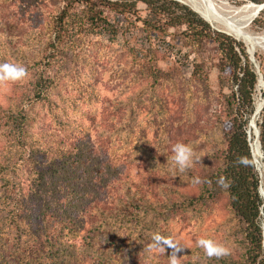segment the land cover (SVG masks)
Wrapping results in <instances>:
<instances>
[{"label":"rangeland","instance_id":"1","mask_svg":"<svg viewBox=\"0 0 264 264\" xmlns=\"http://www.w3.org/2000/svg\"><path fill=\"white\" fill-rule=\"evenodd\" d=\"M177 1L193 8L189 0ZM220 1L214 2L216 7H222ZM255 1L259 3L224 2L226 9L264 5V0ZM64 5L63 0H0V63L27 70L20 80L0 82V105L7 108L21 101L32 107L36 123L29 140L43 137L69 148L87 147L95 164H117L121 174L111 175L117 182L114 189H101V208L108 215L128 206L131 216L120 235L100 237L104 264H169L173 243L183 248L177 252L179 264H249L243 228L228 206L227 194L209 196L211 176L223 166L230 125V70L221 71L224 64L216 44L195 46L185 29L149 36L140 22L107 11L120 28L111 42L81 25V7L72 11L77 16L60 20ZM138 7L145 18L146 6ZM212 26L233 36L222 24ZM244 29L252 36L263 35L264 9ZM233 37L254 51L263 76V88L258 86L255 94V104L259 97L263 103L258 126L264 115V43L250 47ZM197 67L203 71L201 81L193 76ZM154 72L161 78L156 80ZM40 74L52 82L48 100L33 99ZM178 142L190 144L201 160L184 172L172 160ZM129 161V167L123 166ZM255 164L264 190V157ZM37 171L35 163L12 158L0 138L3 264H63L60 255L46 248L49 244L28 249L23 245V223H33L40 206L24 210L20 199ZM126 183L134 187L136 200L124 206ZM156 234L164 238L159 247ZM200 238L224 245L229 253L209 257L197 245ZM91 259L79 264H91Z\"/></svg>","mask_w":264,"mask_h":264},{"label":"trees","instance_id":"2","mask_svg":"<svg viewBox=\"0 0 264 264\" xmlns=\"http://www.w3.org/2000/svg\"><path fill=\"white\" fill-rule=\"evenodd\" d=\"M63 1L65 7L60 20L77 16L78 13L72 11L76 6L81 7V25L88 26L92 34L108 36L111 42L117 40L120 28L106 16L107 11L127 22H140L149 36L167 34L170 29H185L184 35L195 46L202 47L207 41L216 44L224 64L221 71L230 70V125L223 166L211 176L209 196L216 198L224 192L227 194L228 206L242 226L248 244L247 263L264 264V196L260 192L261 178L248 134L249 124L256 112L255 94L260 76L244 43L216 30L190 6L177 0ZM139 4L146 6L147 15L143 19L139 14ZM202 74L203 71L197 67L193 76L201 81ZM153 77L157 80L161 78V73L154 72ZM51 88L50 78L40 74L32 91L33 99L48 100ZM32 111V107L21 101L7 108L0 105V138L9 146V155L19 157L25 163H35L38 167L27 186L25 181L22 182L28 190L22 193L20 199L22 209L35 204L40 206V215L34 222L23 223L22 232L26 237L23 245L28 249L34 245L45 247L49 244L46 248L60 255L63 264H79L88 257H92L91 264H104L103 255L106 254L100 237L121 234L122 224L127 223L131 216L127 205L136 200L132 195L134 187L129 183L122 186L127 198L124 206L127 208L105 215L101 208V189L104 190V185L114 189L117 182L116 178L111 180V175L121 174L117 164L110 161L95 164L87 147L69 148L43 140V137L37 141L29 140L36 123ZM258 127L264 154L263 114ZM131 164V161L124 162L123 166ZM3 263L0 246V264Z\"/></svg>","mask_w":264,"mask_h":264},{"label":"bare ground","instance_id":"3","mask_svg":"<svg viewBox=\"0 0 264 264\" xmlns=\"http://www.w3.org/2000/svg\"><path fill=\"white\" fill-rule=\"evenodd\" d=\"M192 3V7L203 16L212 25L222 24L227 29V31L233 36L243 40L248 46L258 45L264 43V34L261 36H252L246 29H244V24L253 16L257 15L264 5L258 4H247L240 8H230L226 9V2L220 1L222 7H216L215 1L218 0H199L201 2H196L197 0H189ZM224 5V6H223ZM223 11V12H221ZM219 28V27H218ZM249 51L252 53L253 50L250 48ZM259 87L263 88V83L259 82ZM263 109L262 99L259 97L256 101V114L251 120V136L252 137V150L256 162L259 164L260 160L263 158L262 150L259 145L257 137V118L261 114Z\"/></svg>","mask_w":264,"mask_h":264},{"label":"clouds","instance_id":"4","mask_svg":"<svg viewBox=\"0 0 264 264\" xmlns=\"http://www.w3.org/2000/svg\"><path fill=\"white\" fill-rule=\"evenodd\" d=\"M26 76L27 70L23 66L8 62L0 63V82L17 81ZM172 151L174 153L172 156L174 166L177 167L180 172H184L195 163L201 161L190 144L178 142L173 146ZM193 182L200 183V180L199 178H193ZM163 240L164 238L160 234H156L154 236L155 246H161ZM197 245L203 248L209 257H221L229 253V249L227 247L216 243L209 238H200L197 241ZM171 248L174 249V251L168 257L169 264H179L180 259L177 257V252L183 248L176 243H173Z\"/></svg>","mask_w":264,"mask_h":264},{"label":"water","instance_id":"5","mask_svg":"<svg viewBox=\"0 0 264 264\" xmlns=\"http://www.w3.org/2000/svg\"><path fill=\"white\" fill-rule=\"evenodd\" d=\"M194 11H196L194 8H192ZM197 12V11H196ZM198 13V12H197ZM199 14V13H198ZM203 17V16H202ZM204 18V17H203ZM205 19V18H204ZM206 20V19H205ZM207 21V20H206ZM208 22V21H207ZM249 55H250V60L252 61V63L254 64V67L257 71V73L259 74L260 78H259V82H262L263 83V76L260 74V70H259V65L256 64L255 62V54H254V51L251 53L250 51H248ZM256 112L254 113L253 117L255 116ZM252 117V119H253ZM251 119V120H252ZM250 125V124H249ZM248 134H249V140L251 142V135H250V130L248 131ZM259 136H260V131L259 129L257 130V137H258V141H259V145H260V148H261V143H260V140H259ZM251 147H252V142H251ZM253 154V152H252ZM263 154V152H262ZM253 157H254V154H253ZM263 157H264V154H263ZM256 162V161H255ZM260 192L261 194L264 196V190L263 188L261 187L260 188Z\"/></svg>","mask_w":264,"mask_h":264}]
</instances>
